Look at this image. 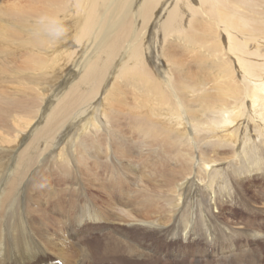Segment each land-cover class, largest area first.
<instances>
[{
  "label": "bare ground",
  "instance_id": "6f19581e",
  "mask_svg": "<svg viewBox=\"0 0 264 264\" xmlns=\"http://www.w3.org/2000/svg\"><path fill=\"white\" fill-rule=\"evenodd\" d=\"M248 160L264 0H0V264H230Z\"/></svg>",
  "mask_w": 264,
  "mask_h": 264
},
{
  "label": "rangeland",
  "instance_id": "374dc122",
  "mask_svg": "<svg viewBox=\"0 0 264 264\" xmlns=\"http://www.w3.org/2000/svg\"><path fill=\"white\" fill-rule=\"evenodd\" d=\"M131 156L132 158H135V160L133 161L134 162L136 161L135 162L136 165L135 164L134 165L138 167L140 165L139 164L140 161L137 159L138 156L135 153L132 154ZM247 165L248 167L244 166L242 168H249L250 170H253L256 168V166L251 164V160H248ZM77 167H78V164H77ZM260 169L261 171L253 170L254 172L251 171L249 173H245L242 176V180H245V182L242 185L241 197L239 198V201L237 202L233 201L232 205L226 204L221 210L220 218L222 221H224V223H226V226L231 227V228H237V229L240 228L241 230L240 236L233 238L232 239L233 243L228 244V246H238V245L243 246V250H242L243 255L234 257L232 259L233 264H239V263L240 264H253V263L257 264V260L261 258L264 259V166H261ZM148 170L149 169L147 168L143 169L142 171L137 170L136 174L138 177L136 176V179H133L130 183L132 184V187H131L132 193L135 191L136 184L140 182L144 183L146 181H148L149 183L159 176L158 171H155L154 177H153L152 172H149L148 174H151V175L148 176L147 174ZM159 182H162V180ZM141 198L142 197L140 196V199ZM253 234L255 235L252 237L249 236ZM132 237L134 238L136 243L140 242L139 244H142L143 248L146 249V251L147 249L149 251L150 250L160 251L159 248H155L157 246V243L154 240H152V237H147V236L142 237L138 233L132 234ZM250 240H253L255 243L253 245H249ZM88 242H89V245H91V247L94 248L95 244L93 243V241L89 239ZM245 242L248 243V247L247 245L245 246ZM157 247H160V246H157ZM244 251H247V252H244ZM163 255L164 254L158 257L160 258V260L157 259V261H154L151 263L152 264H206V260L200 258L199 256H195V257L187 256V257H184V259H186L184 262H179L180 260L174 257L165 256V255L163 256ZM119 258H120L119 256L117 257L107 256L104 261H100L98 262V264H122V261ZM207 261L209 264H211L210 259H207ZM231 261H230V264H231ZM137 263L138 264H151L148 261L140 262V260H138ZM123 264H128V263H123ZM131 264H135V262L134 263L132 262Z\"/></svg>",
  "mask_w": 264,
  "mask_h": 264
}]
</instances>
